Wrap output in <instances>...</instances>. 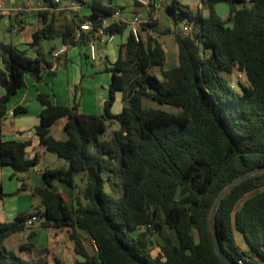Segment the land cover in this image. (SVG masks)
I'll return each mask as SVG.
<instances>
[{"label": "trees", "instance_id": "16d2710c", "mask_svg": "<svg viewBox=\"0 0 264 264\" xmlns=\"http://www.w3.org/2000/svg\"><path fill=\"white\" fill-rule=\"evenodd\" d=\"M93 1L88 16L74 15L65 23L58 34L63 44L87 45L97 37L101 17H108L116 33L129 25L110 20L111 6ZM217 1L201 0L206 13L176 0L169 5L177 23L185 18L192 28L189 35L174 31L175 67L164 69L161 44L151 36L142 38L141 30L148 24L140 25L137 40L130 31L126 57L104 68L110 81L103 113L78 112L77 97L65 106L49 93L37 94L42 109L35 134L44 151L68 166L46 167L40 175L42 185L32 190L40 197L39 206L13 221H0V264H48L45 259H24L5 245L10 235L26 228L30 215L42 226L66 230L82 264H222L208 222L214 201L231 181L264 167V0H224L230 4L225 16L215 13ZM39 16L42 27L31 41L38 48L34 57L13 45H0V165L19 173L37 165L40 154L28 159L27 143L4 140L1 121L11 97L24 85L25 73L32 72L40 81L41 73L54 63L52 50L45 53L39 46L56 35L55 19L44 10ZM86 20L93 29L75 39L76 27ZM233 71L242 73L245 82L234 85L229 78ZM116 92L122 93V108L112 113ZM145 100L175 112L146 106ZM25 111L18 106L13 114ZM61 119L64 140L49 132ZM114 123L117 128L103 138ZM79 174L84 187L74 194ZM55 182L71 189L72 202ZM3 195L0 185V198ZM214 225L228 260L264 264V172L231 188L216 210ZM165 228L173 231L175 243L170 237L160 240L153 252L151 236H163ZM234 231L242 235L248 250L236 243ZM89 238L96 245L94 253L86 242Z\"/></svg>", "mask_w": 264, "mask_h": 264}, {"label": "crops", "instance_id": "0c3cea01", "mask_svg": "<svg viewBox=\"0 0 264 264\" xmlns=\"http://www.w3.org/2000/svg\"><path fill=\"white\" fill-rule=\"evenodd\" d=\"M42 0H3L2 9L0 10V45H13L20 50H24L27 55L34 57L37 47L31 45L32 35L35 31L42 27V19L39 16V4ZM83 7L79 12V16H88L92 11L91 4L93 0H82ZM173 0H154L153 3L157 7V19L148 24L145 30H141V36L145 39L151 36L156 39L162 46L165 52V62L167 56L170 55L174 61L177 54V46L174 40V31L179 29L180 24L177 23L174 12L169 5ZM181 3V0H176ZM195 5L191 8L192 11L201 9L206 13V6L201 0H194ZM101 4L111 8L122 9V20L129 22L134 13H141L146 17L147 11L135 5L133 0H101ZM188 7V6H187ZM48 18L53 16L55 19L56 35L52 38L45 39L40 43V50L47 53L50 50L59 48L63 43L59 32L63 29L66 22L71 19L63 11L53 6L48 11ZM110 20H113L111 18ZM16 24L18 31L14 32L13 26ZM141 29V28H139ZM168 33L172 35L171 42L164 40L162 34ZM130 35V28L127 25L121 33H116V36L111 43H106L104 40L93 38L92 41L96 49V58L94 61L88 58L87 45L76 44L69 46L64 56H62V64L56 70L43 71L42 79L35 81L32 72H27L24 75V85L20 87L16 94L13 95L7 104L6 116L1 121V133L4 140H15L25 142L26 158L30 159L35 153L41 154L39 162L34 167H31L27 172H23L26 179L30 182V178H35L36 181L29 185L24 184V189L29 190L32 195L30 203L33 208L39 206L40 197L32 194L35 187H39L40 175L42 172L36 169L44 170L43 162L45 151L40 145L38 137L35 134V128L40 122V111L42 106L37 100L38 93H49L55 103L59 105H72L74 98L78 99V112L85 114H100L104 111V102L108 97V83L110 81V73L104 70L110 66L119 56L125 58L127 55V41ZM51 59V58H50ZM175 67V66H174ZM164 69H168L164 63ZM172 68V67H170ZM0 69L2 63L0 61ZM4 89L0 85V97L3 95ZM22 106L26 109L20 114H13L15 107ZM90 108V111H85ZM122 108V93L116 92L115 100L111 110L113 113H118ZM101 109V110H100ZM64 119L58 120L49 127V132L54 127L58 130H63ZM65 134V133H64ZM53 136V134H51ZM60 139L59 137H55ZM66 138V135H65ZM64 138V139H65ZM60 139V140H64ZM7 167V168H5ZM0 168V185L4 195L0 198V221L10 222L22 213L23 208L19 207V200H6V191L4 190V181L7 177L13 176L14 168L5 165ZM34 175V177H33ZM57 186V182L54 183ZM21 186V185H20ZM59 192L65 197L62 189L58 188ZM11 192V191H10ZM16 198V197H15ZM66 199V197H65ZM36 224L42 228L39 236L35 231ZM32 225L30 231L32 235L26 238L23 232L14 233L5 240L7 248L15 251L22 258L27 260L45 259L48 264H82L81 258L78 257L73 248V243L69 239L66 230H61L52 226H42L41 221H37ZM27 227V226H26ZM165 232L170 234L172 243H175L174 233L172 230L165 228L163 237H168ZM236 243L243 250H248V246L242 235L234 231ZM87 242V240H86ZM28 245L26 249L20 250V246Z\"/></svg>", "mask_w": 264, "mask_h": 264}, {"label": "built area", "instance_id": "2783aa9c", "mask_svg": "<svg viewBox=\"0 0 264 264\" xmlns=\"http://www.w3.org/2000/svg\"><path fill=\"white\" fill-rule=\"evenodd\" d=\"M154 0H133V3L139 7L144 8L147 11L146 17H143L141 13L137 12L134 13L129 20L128 24L130 27V31L134 38L137 40L138 38V30L141 24H149L151 22H154L157 19V7L153 3ZM2 2L3 0H0V10L2 9ZM248 2V0H246ZM53 6L57 7L58 10L63 11L69 16L79 15V12L81 11L83 7V3L81 0H42L39 4V9L48 11ZM111 18L114 19H122V9L121 8H111ZM93 29L92 22L90 20H86L79 24L78 27H76L74 35L75 39L80 38L81 34L90 32ZM14 32L17 30L16 24L13 26L12 29ZM179 30L182 32L183 35H189L192 32V28L190 23L187 19L183 18L181 20V25L179 27ZM96 36L104 40L106 43L113 42L116 32L112 31L109 28V20L108 17H101L99 18V21L97 23ZM69 45L62 44L59 48H55L51 51L50 56L53 60V65L51 69H58L60 67V64L57 63L58 59H61L62 56L65 55L67 48ZM87 50H88V58L92 61L96 58V49L93 41H89L87 44ZM238 77L243 76L242 73H236ZM39 172H42L40 168L36 169ZM38 220V217L36 215H30L28 216L24 224L26 226H32L36 221ZM90 243L92 244L94 250H96V245L92 239L89 238ZM237 264H247L244 259L240 258L237 260Z\"/></svg>", "mask_w": 264, "mask_h": 264}, {"label": "rangeland", "instance_id": "374dc122", "mask_svg": "<svg viewBox=\"0 0 264 264\" xmlns=\"http://www.w3.org/2000/svg\"><path fill=\"white\" fill-rule=\"evenodd\" d=\"M199 2V0H198ZM181 3L183 6H188V7H193L195 5L194 0H181ZM181 25V23H180ZM180 27V26H179ZM162 37H164L165 41H168L169 43L171 42V39H173L172 35H169L168 33H166L165 35L162 34ZM171 38V39H170ZM177 52V51H176ZM166 65L167 67H174L177 65V56L176 59L174 58V61L171 59V56L168 55L167 56V60H166ZM230 81L235 85L237 82H241L244 83L245 82V78L244 75L241 77H238L235 73V71H233L232 75H230ZM144 105L146 106H159L157 105L155 102L153 101H149V100H145ZM162 107L164 109H167L168 111H172L175 112V109L169 106H159ZM82 108H84L85 111H90L91 107L86 109L85 107L82 106ZM101 110V109H100ZM101 112L103 113V109L101 110ZM111 112L113 113V110H111ZM117 128V123L112 124V127L110 129H108L103 135L102 137H107L110 133L111 130L116 129ZM51 134H53L54 137H59L60 139H64L65 138V134L62 130H58L57 127L52 128L51 130ZM41 155V154H40ZM43 162L45 164V167L47 168H67L68 163L62 159L57 157V155H55L52 152H48L45 151V156L43 159ZM7 168V167H5ZM8 169V168H7ZM0 170H3L0 168ZM80 176H83L82 174H79L76 176V181H77V188H75L74 190V194H80L81 190L84 187V183L83 181H81V178H79ZM34 177V175H33ZM35 182L36 179L35 178H30V182L26 179V176L23 175V173H19L14 171L13 176L11 177H7L6 180L4 181V187H5V193H6V200L7 201H13V200H19V207L23 208V210L21 211L22 213L26 212V213H30V211H32L34 208L32 206V204L30 203V201L32 200V195L30 194V191L27 190H20V185L23 182L26 185H29L30 183H32V181ZM39 180V184H42L41 179ZM58 188L62 189L66 200L68 203L72 202V192L71 189L68 188L67 186H65L63 183H57ZM106 188L109 189L108 184H106ZM11 191V192H10ZM71 194V195H70ZM16 197V198H15ZM36 224V222L34 223ZM33 224V225H34ZM32 226H27L22 232L25 235V237L27 238L28 235L30 234V228ZM42 227L39 224H36L35 226V231H36V235L39 236L40 232L42 231L41 229ZM165 235H167L168 237L165 238H169L171 235L168 234V232H165ZM152 238V251L155 252L157 249V242L160 240L162 241L164 239L163 236H157V235H153L151 236ZM89 250L91 253H94V248L92 246V244L90 243L89 239L87 241Z\"/></svg>", "mask_w": 264, "mask_h": 264}, {"label": "water", "instance_id": "95a60500", "mask_svg": "<svg viewBox=\"0 0 264 264\" xmlns=\"http://www.w3.org/2000/svg\"><path fill=\"white\" fill-rule=\"evenodd\" d=\"M214 10H215V13L218 15V16H225L227 15L229 12H230V4L227 2V1H224V0H220V1H217L214 5ZM264 172V167L263 168H259V169H255V170H251L239 177H237L236 179H234L233 181H231L227 187L220 193L217 195L215 201H214V204L211 208V212H210V216H209V225H210V229H211V237H212V241H213V248H214V251L219 259V261L222 263V264H234L233 262H231L230 260H228L224 253L222 252L221 248H220V245H219V242H218V239H217V236H216V230H215V225H214V219H215V214H216V210L218 208V206L220 205L221 203V200L222 198H224L228 193L229 191L231 190V188L242 182L243 180H245L246 178H248L249 176H252V175H255V174H258V173H262Z\"/></svg>", "mask_w": 264, "mask_h": 264}]
</instances>
